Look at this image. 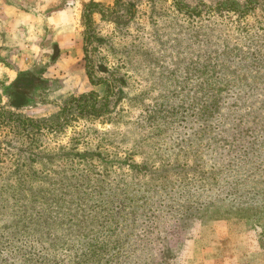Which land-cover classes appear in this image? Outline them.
Masks as SVG:
<instances>
[{
  "label": "rangeland",
  "instance_id": "obj_1",
  "mask_svg": "<svg viewBox=\"0 0 264 264\" xmlns=\"http://www.w3.org/2000/svg\"><path fill=\"white\" fill-rule=\"evenodd\" d=\"M0 264H264V0H0Z\"/></svg>",
  "mask_w": 264,
  "mask_h": 264
},
{
  "label": "trees",
  "instance_id": "obj_2",
  "mask_svg": "<svg viewBox=\"0 0 264 264\" xmlns=\"http://www.w3.org/2000/svg\"><path fill=\"white\" fill-rule=\"evenodd\" d=\"M90 13H91L90 8L85 9V14H84L85 16L84 17H85V21H86L87 26L91 25ZM87 69H88L87 70L88 77H89L90 81L93 82V77L91 75L90 66L88 64H87Z\"/></svg>",
  "mask_w": 264,
  "mask_h": 264
}]
</instances>
